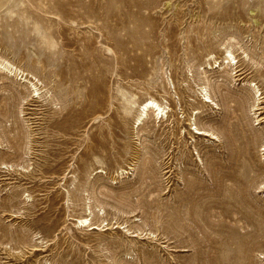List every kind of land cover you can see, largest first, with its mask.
<instances>
[{
    "label": "rangeland",
    "instance_id": "rangeland-1",
    "mask_svg": "<svg viewBox=\"0 0 264 264\" xmlns=\"http://www.w3.org/2000/svg\"><path fill=\"white\" fill-rule=\"evenodd\" d=\"M0 58V264H264V0H0Z\"/></svg>",
    "mask_w": 264,
    "mask_h": 264
},
{
    "label": "bare ground",
    "instance_id": "bare-ground-1",
    "mask_svg": "<svg viewBox=\"0 0 264 264\" xmlns=\"http://www.w3.org/2000/svg\"><path fill=\"white\" fill-rule=\"evenodd\" d=\"M227 54H228L227 57L230 58L231 57V54L229 52H227ZM0 60H2V59L0 58ZM1 69L7 70L10 74L14 75V77H16V78H18L19 76L23 77V72L21 71V69L18 68V67H16V66H14L9 61H6V60L0 61V70ZM200 90H201V92H203V95H202L203 96V99H204L203 102L206 103V104L207 103H211L212 100L210 99V96L208 95V93L206 91V88L203 87ZM255 93H258L257 88L255 89ZM131 104H134V103L131 101ZM151 109H153L154 111L157 112L156 116L164 117V115H165V112H164L165 111V107H161L155 100L150 99L149 101H146V102H144L141 105V107L138 110L137 115H136V122H141L147 116V112H149V110H151ZM194 129L198 131L196 133L198 135L199 134H204L206 132V131L199 130L197 128H194ZM210 135H214V134L213 133H210ZM145 155H146V152H145ZM143 158H144L143 159V162H144L143 164L145 166V171L147 172V171H149L152 168V165H151V162H150L151 159H148L146 157H143ZM216 167H217V165H215V167H213L214 168L213 169L214 170L213 171V175H214V177H213L214 179L213 180H214L215 184L218 186L221 183H220V181L217 182V180H218L217 178H220L221 175L223 176V178H227L228 176H227L226 173H221L222 171H219V170H221V168L216 169ZM218 171H219V174H218ZM190 192H191V190H190ZM191 194L193 196L187 195L189 197H187L185 200L183 199V201H180L179 202L180 204L173 209V210H175L174 212H176L175 213L176 216L180 217L181 220H182L181 214L184 215V216L185 215L189 216V214L197 211V209H199V208L200 209H206V208H210L212 206L211 203H208V204L207 203H198L197 200H196L197 194L196 193H194V194L191 193ZM87 223H88V220L87 219H84V217H83V219L78 220V226H81L82 227V226L87 225ZM178 223H180V222H178ZM175 227L178 230L175 229ZM172 228L174 230L178 231L181 234L187 233L188 236H191L192 235L191 231L188 228L184 227L182 224H177V223H176V225L173 224L172 225Z\"/></svg>",
    "mask_w": 264,
    "mask_h": 264
}]
</instances>
